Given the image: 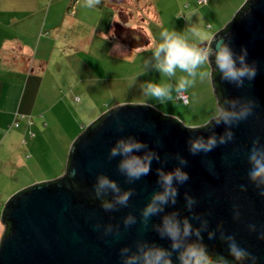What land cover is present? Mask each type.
Instances as JSON below:
<instances>
[{
  "label": "water",
  "instance_id": "obj_1",
  "mask_svg": "<svg viewBox=\"0 0 264 264\" xmlns=\"http://www.w3.org/2000/svg\"><path fill=\"white\" fill-rule=\"evenodd\" d=\"M213 37L231 41L237 53L242 45L246 46L248 62L259 63L257 76L251 82L246 80L243 88L223 81L218 70H214V61L210 64L214 70L212 86L217 103H222L225 97L250 98L258 103L254 114L233 128L235 142L221 145L207 155L192 156L187 150L189 137H207L211 130L190 133L183 125L204 127L208 121H190L175 113L158 111L153 106L145 107L147 104L121 102L115 105L84 128L72 142L67 165L61 172L11 190L4 196L2 221L7 226V233L4 232L0 242V264H120V248L134 246L138 239L169 246L170 241L161 240L151 227L142 231V226L137 223L127 230L123 228V218L129 213L139 218L140 210L159 190L155 169L160 165L155 161L148 176L128 184L117 169L120 158L108 160L111 147L128 135L157 150L162 159L178 152L189 161L184 171L190 179L179 186L177 205L166 211L178 209L182 216L190 215L184 209V192L187 191L198 200L196 212H211L207 217L210 230L223 221L225 229L236 236L241 247L255 255L258 264H264V241L247 229L249 223L256 224L258 229L264 228V198L248 180L246 155L256 139L264 144V0H247ZM120 125L124 126V132L118 131ZM215 131L222 134L224 128L215 127ZM156 141H160L159 147ZM176 166L178 161L169 159L164 167L171 171ZM99 174L117 181L123 190H136L130 207L109 213L104 211V201L99 200L93 190ZM241 184L248 186L247 193L240 191ZM234 202L241 206L243 219L240 223L233 221ZM159 221L160 217H153L151 223ZM192 222L198 226V222ZM97 223L120 224L122 236L119 239L101 238V232L94 228ZM203 235L212 260L237 264L219 236L209 240L207 233Z\"/></svg>",
  "mask_w": 264,
  "mask_h": 264
},
{
  "label": "clouds",
  "instance_id": "obj_2",
  "mask_svg": "<svg viewBox=\"0 0 264 264\" xmlns=\"http://www.w3.org/2000/svg\"><path fill=\"white\" fill-rule=\"evenodd\" d=\"M82 4L86 9L95 10L101 4V0H82ZM209 41L212 43L211 47ZM248 55L246 46L242 45L237 53L231 41L210 36L199 24H190L183 32L175 29L162 30L159 42L153 46L151 55L144 60V72L140 75H146L149 71L157 72L167 82L146 81L140 84L141 94L150 102L158 101L159 104H165L174 98H182L196 85L197 80L201 83L206 81L211 83L214 70H218L223 81L236 88H243L245 81H253L259 72V63L257 61L249 63ZM213 61L215 69L210 70L206 66ZM257 106L255 99L225 97L222 103L215 106L207 125L204 127L197 124L183 125L190 133L211 130L207 137L204 135L189 137L187 140L189 154L207 155L221 145L234 143L236 137L233 128L248 120ZM219 126L224 128L222 134L215 131V127ZM118 131L124 132V126L120 125ZM155 143L157 147L160 146V141ZM246 155L248 180L257 194L264 198V144L256 139ZM117 157L120 158L117 169L128 184L148 176L152 172L154 161L160 165L155 169L159 190L152 194L149 202L140 210L139 218L132 213L123 218L124 230L139 223L142 231H147L151 227L161 240L170 241L168 247H163L155 242L138 239L134 246L120 248V264H213L208 255V246L204 243V233H207L209 240H216L219 236V240L226 245L229 255L237 264H258V258L247 248L241 247L236 236L229 234L225 229L223 221L219 222L215 229L210 230L207 217L211 212H196L198 200L187 191L184 192V209L190 215L182 216L178 209L166 211L167 208H174L177 205L179 186L190 179L188 172L184 171V167L189 164L184 156L177 152L167 154L162 159L157 150L150 148L147 143L139 141L135 136L128 135L118 139L108 153L109 161ZM169 159L178 161V166L166 171L164 166ZM93 190L95 196L104 201L102 207L106 213L130 207V200L136 195L134 188L123 190L117 181L105 174L96 177ZM240 191L247 193L248 186L241 184ZM232 216L235 223H240L243 219L241 206L235 202L232 205ZM153 217H160L159 223H151ZM192 221L198 222V226ZM94 228L101 232V238L119 239L122 236L120 224L97 223ZM247 229L259 240L264 241V228L258 229L256 224L249 223Z\"/></svg>",
  "mask_w": 264,
  "mask_h": 264
},
{
  "label": "rangeland",
  "instance_id": "obj_3",
  "mask_svg": "<svg viewBox=\"0 0 264 264\" xmlns=\"http://www.w3.org/2000/svg\"><path fill=\"white\" fill-rule=\"evenodd\" d=\"M246 1L208 0L206 4H201L199 0H131L133 10L123 9L121 21L127 18L126 13H130V18L133 17L130 19L131 29L144 34H148V30L151 44L143 49L139 48L140 50L131 47L133 53L129 57L116 58L109 53L110 39L116 36L119 30L117 27L120 25L115 26L113 36L107 38L106 24H99L98 18L93 15L88 17L87 25L74 27L75 42L68 41L70 33L62 42H53L50 45L42 42L38 48L36 64L27 72L8 75L4 81V83L8 80L14 82L12 99L4 104L12 112L6 113L13 114L14 118L16 115L18 124L23 122V119H27L32 124H42L45 129L49 127L44 139L40 137L42 140L39 144L36 143V159L45 163L38 164L36 161L33 175L25 184H32L38 179L58 174L61 162L59 160H62L65 148L69 151L70 145L84 128L93 123L103 112L121 102L147 104L158 111L169 113L178 111L182 113V117L190 121H209L217 105L212 82L201 83L197 80L198 83L188 91L194 96V99L190 98L191 106H185L176 99L174 103L171 102L172 106H169L168 102L165 104H159L158 101L150 102L141 92L136 91L132 84L138 81V76L144 72V60L151 55L153 46L159 42V34L162 30L175 29L183 32L190 24H199L210 36H213L233 19ZM88 11L79 10V17L82 18ZM143 17L150 20L145 24ZM155 17L159 19L160 24L151 20ZM76 35H78L77 41ZM117 40L122 43L120 39ZM81 47L82 50L84 48L83 59L78 57L80 53L73 55L80 51ZM41 60L46 61L42 67L39 65ZM143 80L167 82L159 73L152 71H149ZM0 84H2L1 80ZM72 87L80 90L68 95ZM46 94L48 97H53V101L42 97ZM60 96L66 98V103L56 105L58 102L56 99ZM41 97L44 98L42 101ZM195 104L202 106L196 112L191 109ZM13 126L16 127L15 123ZM76 127H81L78 135H76ZM36 132L30 131L32 138L35 137ZM74 135L77 137L72 139ZM69 141L71 142L68 145ZM42 150L43 156L39 154ZM213 264L218 263L213 262Z\"/></svg>",
  "mask_w": 264,
  "mask_h": 264
},
{
  "label": "crops",
  "instance_id": "obj_4",
  "mask_svg": "<svg viewBox=\"0 0 264 264\" xmlns=\"http://www.w3.org/2000/svg\"><path fill=\"white\" fill-rule=\"evenodd\" d=\"M118 1L120 3L115 2V0H101V4L97 9L89 10L83 7L82 0H0V80L2 81V84H0V242L5 232V224L2 221L5 206L3 204L4 196L11 190L30 185L25 183H28L27 180L31 179L33 170L36 168V161L38 164L45 163L36 159V143L39 144V141L42 138L44 139V134L49 130V127L45 129L42 124H32L27 119H23V122L16 127L13 126V123H18L17 116L15 115L14 118L13 114L6 113L12 111L7 109L4 104L9 103L12 99L14 82L11 83L8 80L4 83V81L8 75L27 72L31 66L33 67L36 64L38 48L42 42L47 45L53 42H62L68 33L71 35H68V41L75 42L74 27L87 25L90 15L98 18L99 24H106L105 31L107 33H105V36L107 38L113 36V30L115 31L117 23L121 24L123 22L121 21L122 10H133L131 0ZM79 10L89 11L80 18ZM130 16V13H126L127 18L122 19L124 20L123 26L131 28L132 22L130 19L133 17L130 18ZM148 20L150 19L143 17L145 24ZM151 20L160 24L157 17ZM42 31H45V33ZM147 33L145 35L150 38L148 30ZM77 40L78 35H76ZM110 42L109 53L116 58L129 57L133 53V49L118 41L116 36H113ZM83 51L84 48L82 50L81 47L80 51L75 52L73 55L80 53L78 57L83 59ZM44 64H46L45 60H41L39 63L40 67ZM206 67L209 68L210 66ZM209 69L211 70V67ZM144 76L139 75V80L132 84L137 89L136 91L141 92L140 84L145 82L143 80ZM81 81H83V78ZM198 82L200 81L198 80ZM78 90L80 89L72 87L67 94L71 95ZM186 94L189 96V100L190 98L194 99L190 92ZM42 97H47L53 101V97H48L47 94ZM42 97L41 101L44 99ZM174 99L171 101L172 103L175 102ZM65 100L66 98L62 96L58 97L56 105L62 104ZM171 102H168L169 106L173 105ZM191 104L190 100L189 105L191 106ZM155 105L159 106V104ZM200 107L202 106L195 104L191 109L196 112ZM175 114L182 117V113L178 111ZM80 129L81 127H76V135H78ZM30 131H37L34 138L31 137ZM40 137L42 138L40 139ZM39 154L43 156V150ZM62 155V160H59L61 161L58 168L59 172L67 165L68 148H65Z\"/></svg>",
  "mask_w": 264,
  "mask_h": 264
},
{
  "label": "trees",
  "instance_id": "obj_5",
  "mask_svg": "<svg viewBox=\"0 0 264 264\" xmlns=\"http://www.w3.org/2000/svg\"><path fill=\"white\" fill-rule=\"evenodd\" d=\"M115 2H119V1L115 0ZM199 3H201L200 0H199ZM201 4H203V3H201ZM122 21H123L121 23L122 25L120 23H117V25H116V27L120 25V27H117L119 29L117 34H116L117 39H120L124 44L128 45L129 47H132L133 49L144 48V47H147L151 44L150 38L147 35L139 32V31H136L134 29H131L130 27H127V26L125 27V25L123 26L124 20H122ZM121 26L124 28H122ZM188 98H189V96H188ZM176 100H177V102H179L185 106L189 105V103H190V100H189L188 104H184L181 98L176 99ZM15 125L17 126L18 123H16ZM5 233H7L6 224H5ZM227 264H228V262H227Z\"/></svg>",
  "mask_w": 264,
  "mask_h": 264
},
{
  "label": "built area",
  "instance_id": "obj_6",
  "mask_svg": "<svg viewBox=\"0 0 264 264\" xmlns=\"http://www.w3.org/2000/svg\"><path fill=\"white\" fill-rule=\"evenodd\" d=\"M207 0H200L201 3H206ZM182 101L184 104H188L189 103V98H188V95H184L182 98Z\"/></svg>",
  "mask_w": 264,
  "mask_h": 264
},
{
  "label": "flooded vegetation",
  "instance_id": "obj_7",
  "mask_svg": "<svg viewBox=\"0 0 264 264\" xmlns=\"http://www.w3.org/2000/svg\"><path fill=\"white\" fill-rule=\"evenodd\" d=\"M213 261H214V263H218V264H227V262L222 261V260H218V259L213 260ZM228 264H229V263H228Z\"/></svg>",
  "mask_w": 264,
  "mask_h": 264
}]
</instances>
